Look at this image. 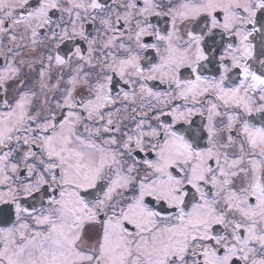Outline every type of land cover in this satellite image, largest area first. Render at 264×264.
Returning <instances> with one entry per match:
<instances>
[{
  "label": "snow or ice",
  "instance_id": "6c2138e0",
  "mask_svg": "<svg viewBox=\"0 0 264 264\" xmlns=\"http://www.w3.org/2000/svg\"><path fill=\"white\" fill-rule=\"evenodd\" d=\"M0 264H264V0H0Z\"/></svg>",
  "mask_w": 264,
  "mask_h": 264
}]
</instances>
